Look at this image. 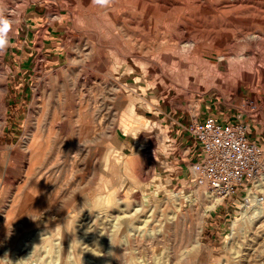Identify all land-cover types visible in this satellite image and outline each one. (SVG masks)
Listing matches in <instances>:
<instances>
[{
    "label": "rangeland",
    "instance_id": "374dc122",
    "mask_svg": "<svg viewBox=\"0 0 264 264\" xmlns=\"http://www.w3.org/2000/svg\"><path fill=\"white\" fill-rule=\"evenodd\" d=\"M5 7L0 264H264V207L193 200L177 132L208 109L264 152V0Z\"/></svg>",
    "mask_w": 264,
    "mask_h": 264
},
{
    "label": "built area",
    "instance_id": "2783aa9c",
    "mask_svg": "<svg viewBox=\"0 0 264 264\" xmlns=\"http://www.w3.org/2000/svg\"><path fill=\"white\" fill-rule=\"evenodd\" d=\"M185 131L196 146L189 165L192 199L203 192L212 209L232 200L241 210L261 206L263 211L264 152L251 137L250 124L209 114L189 121Z\"/></svg>",
    "mask_w": 264,
    "mask_h": 264
},
{
    "label": "clouds",
    "instance_id": "9594fccd",
    "mask_svg": "<svg viewBox=\"0 0 264 264\" xmlns=\"http://www.w3.org/2000/svg\"><path fill=\"white\" fill-rule=\"evenodd\" d=\"M92 2L101 8H107L112 4L113 0H92ZM18 24L19 20L11 18V13L6 9L5 0H0V57L7 54V51L11 46L14 26ZM6 94V90L0 88V100H3ZM8 264H11L10 260L8 261Z\"/></svg>",
    "mask_w": 264,
    "mask_h": 264
},
{
    "label": "crops",
    "instance_id": "0c3cea01",
    "mask_svg": "<svg viewBox=\"0 0 264 264\" xmlns=\"http://www.w3.org/2000/svg\"><path fill=\"white\" fill-rule=\"evenodd\" d=\"M209 114H213L212 113H209L208 112V109L203 111V116H206V115H209ZM213 115H216L217 117H219L220 119H225L226 117H224V115H220L219 113H215ZM203 116H200L203 117ZM191 121V120H190ZM187 125L186 124H183V125H180L177 132H180L182 133V140L181 142H183V136L186 137L185 141L183 143L184 146H183V155H184V160H187V164H186V169H188V173H189V165L194 161L196 160V156H195V152H196V146H195V143L193 142L192 138L189 136V134L185 131V126ZM184 178V177H183ZM188 178H189V174H188Z\"/></svg>",
    "mask_w": 264,
    "mask_h": 264
},
{
    "label": "bare ground",
    "instance_id": "6f19581e",
    "mask_svg": "<svg viewBox=\"0 0 264 264\" xmlns=\"http://www.w3.org/2000/svg\"><path fill=\"white\" fill-rule=\"evenodd\" d=\"M38 130H39V127H38ZM261 210H262V209H261V206H258L256 209H253V210L250 211V212H248V211L242 209V210H241V214H242V213L245 214V215L248 216V217L250 218V220H251V219H253V218H257V217L262 213ZM234 223H235L234 226H236V225L238 224L237 222H234Z\"/></svg>",
    "mask_w": 264,
    "mask_h": 264
}]
</instances>
